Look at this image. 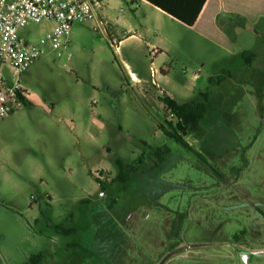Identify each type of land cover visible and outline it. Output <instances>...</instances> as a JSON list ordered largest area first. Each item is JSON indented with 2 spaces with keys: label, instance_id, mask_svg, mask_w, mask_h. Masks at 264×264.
<instances>
[{
  "label": "rangeland",
  "instance_id": "obj_1",
  "mask_svg": "<svg viewBox=\"0 0 264 264\" xmlns=\"http://www.w3.org/2000/svg\"><path fill=\"white\" fill-rule=\"evenodd\" d=\"M115 15L138 36L120 50ZM103 18L47 46L21 76L33 103L0 120V264H234L235 207L264 201V0H211L192 27L140 0H108ZM152 65L163 96L204 108L182 133L191 149L165 134L179 119L161 91L132 83ZM102 208L119 235L99 228Z\"/></svg>",
  "mask_w": 264,
  "mask_h": 264
},
{
  "label": "built area",
  "instance_id": "obj_2",
  "mask_svg": "<svg viewBox=\"0 0 264 264\" xmlns=\"http://www.w3.org/2000/svg\"><path fill=\"white\" fill-rule=\"evenodd\" d=\"M107 1L0 0V120L19 112L29 100L21 76L44 56L45 48L66 49L73 25L97 21ZM43 21L54 25L39 42L21 36V28ZM155 54L152 50L151 55ZM158 72L152 65V77ZM194 76L201 75L197 72ZM99 195L103 197L106 193L100 191Z\"/></svg>",
  "mask_w": 264,
  "mask_h": 264
},
{
  "label": "flooded vegetation",
  "instance_id": "obj_3",
  "mask_svg": "<svg viewBox=\"0 0 264 264\" xmlns=\"http://www.w3.org/2000/svg\"><path fill=\"white\" fill-rule=\"evenodd\" d=\"M239 213V217L235 221L236 229L230 233V240L227 241L233 247V253L237 257L234 264H264V201H252L249 203H242L240 206L235 207ZM107 209L102 208L100 212V225L99 228L110 229L114 234L119 235V229L116 223L113 222V216L108 215ZM108 222H113L114 226L106 225ZM226 224H232V220L222 224L223 228ZM95 240L102 250H106L108 245L102 243L101 235L97 234ZM116 238V237H114ZM116 246V247H115ZM115 256L119 253V246L115 245ZM208 246V245H204ZM111 253V251H110ZM109 253V254H110Z\"/></svg>",
  "mask_w": 264,
  "mask_h": 264
},
{
  "label": "trees",
  "instance_id": "obj_4",
  "mask_svg": "<svg viewBox=\"0 0 264 264\" xmlns=\"http://www.w3.org/2000/svg\"><path fill=\"white\" fill-rule=\"evenodd\" d=\"M155 7L160 8L180 23L186 26H194L199 18L207 0H145ZM251 55V53H249ZM161 101L167 114H174L178 119L175 125L172 122H167V126H162L165 134L173 138L178 143L186 148L191 149L188 142L185 140L182 133H185L188 128L196 125L203 117L204 108L197 103H179L169 96H162ZM122 161H118L121 164ZM101 192L106 193L104 187Z\"/></svg>",
  "mask_w": 264,
  "mask_h": 264
},
{
  "label": "crops",
  "instance_id": "obj_5",
  "mask_svg": "<svg viewBox=\"0 0 264 264\" xmlns=\"http://www.w3.org/2000/svg\"><path fill=\"white\" fill-rule=\"evenodd\" d=\"M135 1L136 0H130V3L133 4ZM140 1L143 4H150L149 2H147L145 0H140ZM150 5L151 6H154L152 4H150ZM210 5H211V0H207L206 3H205V5L203 6V9H202V11H201V13L199 15V18H198V20H197V22H196L195 25H197L199 23L201 17L210 9ZM155 8H157L160 12H163V13L167 14L166 12H164L163 10H161L160 8H158V7H155ZM103 11L104 10H102L100 12L98 20L95 21V23H97L100 26L103 24V19H104L103 18ZM167 15H169V14H167ZM169 16H171V15H169ZM122 24L125 26L126 29L123 28V32H120L119 35L114 34V39L115 40L113 41V45H115L116 50H120V46L121 45L123 46L129 40L138 37L137 34H135L133 32L135 28L132 27V23L130 22L128 16H126V15H124V16L123 15H121V16L115 15L114 16V22H113L112 30L114 32L117 31L118 28L122 27L121 26ZM116 41H117L118 44H116ZM147 47L150 48L149 47V43H147ZM151 50H155V52H156L155 56H157V57L163 53L162 50H160L159 48H156V49L153 48ZM127 68H129V65L128 64H127ZM159 73H161L162 76H165V75L168 74V71H167L166 68L161 67L160 72H158L155 75V78L152 77V75H151V79H152L151 82H149L148 80L140 77L139 75H137L135 72H132V71H130V77H131V80H132V83L133 84H137L138 87L141 86L142 87L141 89L143 90V92L146 93V94H148V93H150V91L152 89V86L160 90L161 87H160L159 81L157 80V76H158ZM161 93H162V96H163V92L162 91H161ZM32 103H33V98L30 97V100H27V102H26L25 105L28 106V105H31ZM87 131H88V138H89V140L91 142H93L94 140H97L98 137H100L101 129L95 123L89 125L88 128H87ZM103 197H101V198H103Z\"/></svg>",
  "mask_w": 264,
  "mask_h": 264
}]
</instances>
